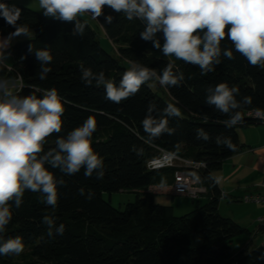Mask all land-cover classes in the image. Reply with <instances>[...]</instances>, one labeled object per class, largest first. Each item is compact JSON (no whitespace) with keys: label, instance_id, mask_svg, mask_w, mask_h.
Instances as JSON below:
<instances>
[{"label":"trees","instance_id":"obj_1","mask_svg":"<svg viewBox=\"0 0 264 264\" xmlns=\"http://www.w3.org/2000/svg\"><path fill=\"white\" fill-rule=\"evenodd\" d=\"M13 5L22 10L18 24L33 29L35 36L11 46L15 61L11 68L0 61V79H20L21 89L13 91L19 96H40L37 89L55 87L66 98L62 130L48 138L45 150L55 146L57 135L66 136L91 116L97 125L92 147L103 157L105 170L103 179L98 180L95 174L85 177L84 169L67 176L49 168L55 177L65 181L58 187V207L54 212L57 225L64 224L65 231L54 238L48 237L47 226L41 222L52 209L42 202L41 194L25 190L21 207L12 206L13 219L4 233L5 238L17 235L23 238L24 250L29 255L23 264H264V246L234 250L233 238L240 232L251 234V231L219 212L222 194L218 184L208 179L210 174L215 176L223 160L244 148L238 128L263 123L246 113L258 110L264 115V69L251 66L233 50L234 59L222 56L214 71L201 75L197 66L165 57L151 42L140 39L144 27L141 21H128L122 13L105 8L97 21L116 46L114 55L101 45L85 17H78L87 21L84 35H72L74 22L58 21L30 7ZM106 15L114 17L111 24L105 23ZM14 31L0 17V36ZM221 47L232 48V45L225 39ZM38 49L49 50L53 57L49 65L51 72L45 80L37 77ZM133 61L155 69L158 74L172 61L176 65L174 71H182L185 80L179 87H161L167 98L153 90L152 80L142 85L134 96L114 103L105 99L102 86H85L80 79L79 66L83 63L93 71L103 70L107 78L118 84ZM221 82L239 88L238 100L248 96L252 101L240 109L242 122L231 128L223 123L228 116L205 102V89ZM170 100L181 111L180 117L169 120L174 134H164L148 142L141 121L149 103L162 110ZM198 128L208 132L211 139H196ZM217 136L230 137L235 150L218 146ZM161 148L204 164L189 171L198 184L207 187V203L180 216L174 215L171 207L156 203L149 188L161 184L162 179L164 183L173 182L178 169L148 168V161L157 157ZM81 187L85 189L83 196L78 191ZM122 190L136 192V199L124 209L103 197V192ZM89 191L94 193L91 200L87 198ZM19 260V255L0 256V264H22Z\"/></svg>","mask_w":264,"mask_h":264},{"label":"clouds","instance_id":"obj_2","mask_svg":"<svg viewBox=\"0 0 264 264\" xmlns=\"http://www.w3.org/2000/svg\"><path fill=\"white\" fill-rule=\"evenodd\" d=\"M38 3L45 17L74 22L72 35L83 36L88 26L87 21L78 17L88 14L97 20L104 15L105 8L122 13L128 21L139 20L144 25L140 39L151 42L165 57L197 66L201 75L214 71L222 56L234 59L233 50L251 66L264 69V0H38ZM21 11L15 5L0 2V17L15 29L7 38L0 39V61L6 59L3 48L14 37L32 35L27 25L18 24ZM113 20L112 15L104 16L106 24ZM225 39L232 48L222 49L221 42ZM29 51H32L31 45ZM35 56L40 65L37 77L45 80L51 72L49 65L53 57L47 49L36 50ZM174 69L176 65L169 61L158 74L155 69L133 61L117 84L103 70L93 71L83 63L79 66L85 86H102L105 99L114 103L134 96L142 85L152 80L158 81L161 87H179L185 76ZM37 91L40 96H19L11 90L8 80L0 79V256H18L24 251L21 236L5 238L4 233L13 219L12 206L21 207L25 190L41 194L42 202L52 209L41 221L47 226L48 237L64 234L65 225H57L54 212L58 207V187L65 181L55 177L49 168L67 176L84 169L85 177L95 174L98 180L105 175L104 159L92 147L97 125L91 116L66 136L57 135L55 146L45 150L48 138L62 130L67 100L55 87ZM205 92L206 104L228 116L223 121L228 128L242 122L240 109L252 102L248 96L238 100L239 88L226 82L209 86ZM180 116L176 104L169 103L157 110L150 102L141 121L147 141L174 134L169 120ZM196 139L208 141L211 137L203 128H198ZM215 142L235 150L230 137L217 136ZM208 179L219 184L221 178L210 174ZM78 191L85 195L83 187ZM93 195L89 191L87 198L91 200Z\"/></svg>","mask_w":264,"mask_h":264},{"label":"crops","instance_id":"obj_3","mask_svg":"<svg viewBox=\"0 0 264 264\" xmlns=\"http://www.w3.org/2000/svg\"><path fill=\"white\" fill-rule=\"evenodd\" d=\"M0 2H7L8 4L11 5L21 4L30 7L36 11L38 10L39 12L42 13V9L39 7L38 0H0ZM33 36L34 35H32V37ZM0 37H4V36H0ZM10 54L12 55L13 58L11 64L6 65L5 59L2 61L8 68H11L15 61V57L11 51ZM8 81L10 82V86L12 87L19 85L21 82V80L17 78L8 79ZM237 131L241 143L244 144V148L239 152L235 153L234 155L223 160L221 167L215 170L214 172L215 176L221 178L220 183L218 184L222 194L218 205L219 212L223 216L229 217L232 220H234V213H233L234 211H232L231 215L225 214L222 211V206L225 204V202L228 203L227 205H229L230 208H234V200H241L243 195L248 192L259 191L257 184L261 182L262 179L264 178V123H259V124L256 123L247 126H240ZM189 169H193V168H184V170L187 171L189 175H191L194 179H196L193 173L189 171ZM171 185H172V181L163 183V185L156 184V185H152L149 188V190L152 193H154V196L155 194H162V193L175 195L171 190ZM178 196H184V195H178ZM200 198L204 199L205 202L202 204L200 202L197 203L196 207L198 205H204L208 201L206 194L201 196ZM251 204L256 205L257 207L255 208V211L251 210L252 213L255 212L256 214L255 216L258 217L259 215L264 214V205L255 204V203L254 204L248 203L247 205H251ZM244 226H246L244 228L248 227L247 229L251 227V225H244ZM255 226H256L255 233H261L263 237L264 228L261 227L259 230H257L259 227L257 219H255ZM249 235L253 236V232H251V234Z\"/></svg>","mask_w":264,"mask_h":264},{"label":"rangeland","instance_id":"obj_4","mask_svg":"<svg viewBox=\"0 0 264 264\" xmlns=\"http://www.w3.org/2000/svg\"><path fill=\"white\" fill-rule=\"evenodd\" d=\"M83 17H85L89 21L91 26L96 31L97 37L100 40L101 45L105 49H107L108 51L116 55V51H115L116 46L112 43V41L106 35L100 23L97 20H92L88 14H85V16ZM29 30L32 33V35L35 36L34 30L30 28ZM8 36L0 37V39H5ZM31 37L28 38L27 36H23V35L20 37H14L11 40V42H9V45L3 48V55L6 57L5 59L6 65L11 64L13 61L12 55L10 54L11 46L19 40L30 39ZM21 84L22 82H20V85ZM151 86L153 90L159 93V95L167 98V94L161 88L158 81L153 80V82H151ZM10 88L13 91L15 90V88L12 86H10ZM170 102L173 104H176L175 102L171 100ZM103 197L105 200L111 201L113 206L118 207L120 209H124L127 203L132 202L136 199V192L131 191V190H122V191H117V192H112V193L103 192ZM155 201L158 204L171 207L173 214L176 216H180V215H183L185 213L192 211L193 209H195L197 203L199 202L201 204L205 202V200L202 198L192 200L190 197L185 196V195L178 196V195H172V194L170 195L166 193L155 194ZM227 204L228 203L225 202V204L222 206L223 213L231 215L232 211H234L233 212L234 221L237 224L242 225L243 227H246L244 225H251L249 230L253 232V236H250L247 232H240L239 234H237L232 240V245H233L234 250L236 252H240L242 250H251L255 247L263 245L262 234L255 233L256 231L255 219H257L260 215L257 217L255 216L256 215L255 212H253L254 214L251 212V210L255 211V208H257L256 205H252V204L247 205L248 203H245L241 200H234V208H230L229 205ZM19 257H20V260H19L20 263L23 264L29 258V255L27 254V250H24L23 253L19 255Z\"/></svg>","mask_w":264,"mask_h":264},{"label":"built area","instance_id":"obj_5","mask_svg":"<svg viewBox=\"0 0 264 264\" xmlns=\"http://www.w3.org/2000/svg\"><path fill=\"white\" fill-rule=\"evenodd\" d=\"M22 84L14 86L15 90L21 89ZM246 116H249L254 119H258L264 123V115L261 111L252 110L246 113ZM171 157L169 159L168 157ZM149 169H160L165 167H177L178 169L174 172V180L171 185V190L175 195H185L192 199H198L201 196L207 194V187L204 185L198 184L197 180L194 179L191 175L188 174L184 168H195L198 169L201 166H204L201 162H195L182 156L177 153L171 152L169 150L160 149V154L148 161L147 164ZM259 191H251L243 195L241 201L245 203H255L264 205V178L261 182L257 184ZM258 229L261 227L264 228V214L260 215L257 218ZM263 246H264V230H263Z\"/></svg>","mask_w":264,"mask_h":264}]
</instances>
